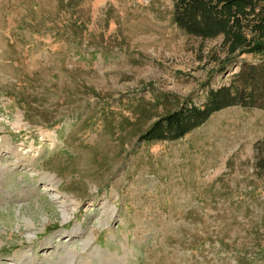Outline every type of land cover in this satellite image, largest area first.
<instances>
[{
	"label": "rangeland",
	"instance_id": "374dc122",
	"mask_svg": "<svg viewBox=\"0 0 264 264\" xmlns=\"http://www.w3.org/2000/svg\"><path fill=\"white\" fill-rule=\"evenodd\" d=\"M220 42L171 0H0V264H264V110L139 138L229 81Z\"/></svg>",
	"mask_w": 264,
	"mask_h": 264
},
{
	"label": "trees",
	"instance_id": "16d2710c",
	"mask_svg": "<svg viewBox=\"0 0 264 264\" xmlns=\"http://www.w3.org/2000/svg\"><path fill=\"white\" fill-rule=\"evenodd\" d=\"M171 2L172 21L186 34L202 39L221 37L220 46L225 56L218 58L214 54L213 71L223 73L233 64L237 65V70L226 84L208 87L200 105L185 102L159 116L139 138L143 141L177 139L205 121L211 113L231 105L264 110V0ZM69 23V27L77 28L75 21ZM79 23L81 28L82 20ZM243 55L253 60L246 61Z\"/></svg>",
	"mask_w": 264,
	"mask_h": 264
},
{
	"label": "bare ground",
	"instance_id": "6f19581e",
	"mask_svg": "<svg viewBox=\"0 0 264 264\" xmlns=\"http://www.w3.org/2000/svg\"><path fill=\"white\" fill-rule=\"evenodd\" d=\"M61 212L63 213V216L65 217V220H66V216H67V215H66V212H65V210H64V209H62V210H61Z\"/></svg>",
	"mask_w": 264,
	"mask_h": 264
}]
</instances>
